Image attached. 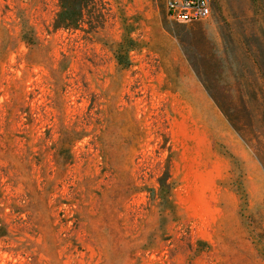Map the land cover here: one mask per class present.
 Returning a JSON list of instances; mask_svg holds the SVG:
<instances>
[{
	"label": "rangeland",
	"instance_id": "rangeland-1",
	"mask_svg": "<svg viewBox=\"0 0 264 264\" xmlns=\"http://www.w3.org/2000/svg\"><path fill=\"white\" fill-rule=\"evenodd\" d=\"M164 1L0 0V264H264V0Z\"/></svg>",
	"mask_w": 264,
	"mask_h": 264
},
{
	"label": "built area",
	"instance_id": "built-area-1",
	"mask_svg": "<svg viewBox=\"0 0 264 264\" xmlns=\"http://www.w3.org/2000/svg\"><path fill=\"white\" fill-rule=\"evenodd\" d=\"M168 20L182 24L198 23L210 16V0H165Z\"/></svg>",
	"mask_w": 264,
	"mask_h": 264
},
{
	"label": "trees",
	"instance_id": "trees-1",
	"mask_svg": "<svg viewBox=\"0 0 264 264\" xmlns=\"http://www.w3.org/2000/svg\"><path fill=\"white\" fill-rule=\"evenodd\" d=\"M59 12L56 16L54 27L62 30H76L83 21L84 0H58ZM161 187L167 186L159 180Z\"/></svg>",
	"mask_w": 264,
	"mask_h": 264
}]
</instances>
